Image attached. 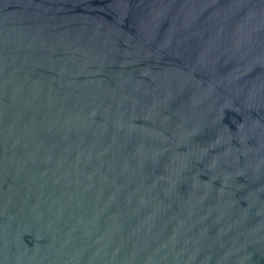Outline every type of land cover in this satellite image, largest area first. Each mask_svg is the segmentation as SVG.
<instances>
[{"label": "water", "instance_id": "water-1", "mask_svg": "<svg viewBox=\"0 0 264 264\" xmlns=\"http://www.w3.org/2000/svg\"><path fill=\"white\" fill-rule=\"evenodd\" d=\"M0 264H264V0H0Z\"/></svg>", "mask_w": 264, "mask_h": 264}]
</instances>
